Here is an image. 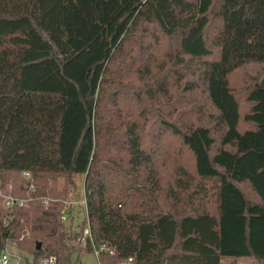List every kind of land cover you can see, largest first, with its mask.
I'll use <instances>...</instances> for the list:
<instances>
[{"label": "trees", "instance_id": "obj_1", "mask_svg": "<svg viewBox=\"0 0 264 264\" xmlns=\"http://www.w3.org/2000/svg\"><path fill=\"white\" fill-rule=\"evenodd\" d=\"M23 170L0 253L80 264L82 175L100 264H264V0H0L1 190Z\"/></svg>", "mask_w": 264, "mask_h": 264}, {"label": "built area", "instance_id": "obj_2", "mask_svg": "<svg viewBox=\"0 0 264 264\" xmlns=\"http://www.w3.org/2000/svg\"><path fill=\"white\" fill-rule=\"evenodd\" d=\"M22 174L26 178V190L24 195H16L13 194L12 192H3L0 187V196L2 197V204L3 206L10 212L12 213L16 207L19 206H25L29 200L33 199L32 192L35 189L34 182H33V176L28 170H23ZM44 201H47L49 199H58L57 197H50V196H42ZM63 201V206L60 211V218L61 221H68L70 222L69 224L72 225V227L68 228L69 231L75 227L74 223V215H73V210L72 207L75 203V200L72 198V196L68 199H62ZM80 204L82 206V213L84 220H86V224L83 226V229L81 231V236L80 239L84 242V240L89 238L92 248L99 257V252L101 250L107 249L109 252H113V249L110 246H107L105 243H100L99 245L94 244L91 236V230H90V225L88 221V214H87V204H86V196H85V191H84V186H83V191H82V198L80 199ZM82 221V220H81ZM6 222V219H5ZM78 230H81V227L78 228ZM131 259V257L128 258V260ZM56 261V256L54 254H49L47 256H41L38 259L37 264H55ZM10 263V257L9 255L3 250L0 253V264H9ZM100 264V263H99ZM123 264V263H120Z\"/></svg>", "mask_w": 264, "mask_h": 264}, {"label": "rangeland", "instance_id": "obj_3", "mask_svg": "<svg viewBox=\"0 0 264 264\" xmlns=\"http://www.w3.org/2000/svg\"><path fill=\"white\" fill-rule=\"evenodd\" d=\"M63 183V179L60 178L58 180V185L61 187ZM68 191L62 199H68L72 196L75 200V203L72 207L73 217H74V225L72 231H79L78 228L82 226V222L84 220L83 217V209L80 204V199L82 198L83 191V176L78 175L74 177L73 185L68 186ZM82 220V221H81ZM64 224V228L68 230V228L72 227L68 221L62 222ZM27 234L25 236H21L18 242L8 241L5 248L3 249L10 257L9 264H37L39 257H34L33 248L34 242L27 238ZM24 237V238H22ZM29 237V236H28ZM73 259L80 264H99V257L95 253L94 250H86L85 247L81 246L79 250H74L72 253ZM244 264H247L243 261ZM237 264H241V262H237Z\"/></svg>", "mask_w": 264, "mask_h": 264}, {"label": "water", "instance_id": "obj_4", "mask_svg": "<svg viewBox=\"0 0 264 264\" xmlns=\"http://www.w3.org/2000/svg\"><path fill=\"white\" fill-rule=\"evenodd\" d=\"M41 246V241L40 240H37L36 243H35V248H40Z\"/></svg>", "mask_w": 264, "mask_h": 264}]
</instances>
